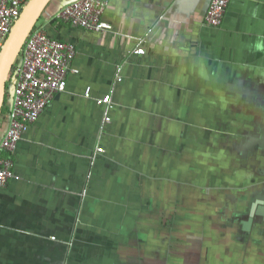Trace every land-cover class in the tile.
I'll list each match as a JSON object with an SVG mask.
<instances>
[{
    "label": "crops",
    "instance_id": "1",
    "mask_svg": "<svg viewBox=\"0 0 264 264\" xmlns=\"http://www.w3.org/2000/svg\"><path fill=\"white\" fill-rule=\"evenodd\" d=\"M71 1L33 27L77 73L11 154L0 264H264V0L218 28L210 0H105L103 32L56 19Z\"/></svg>",
    "mask_w": 264,
    "mask_h": 264
},
{
    "label": "built area",
    "instance_id": "2",
    "mask_svg": "<svg viewBox=\"0 0 264 264\" xmlns=\"http://www.w3.org/2000/svg\"><path fill=\"white\" fill-rule=\"evenodd\" d=\"M29 0H0V55L5 42ZM230 0H210L205 13L207 26L218 28L224 19ZM105 0H73L65 5L55 18L73 27L93 32L110 31L112 26L102 17ZM142 40L134 49V55H143ZM75 48L68 43L48 37L42 30L33 29L26 38L11 69L8 81L13 83L8 126L0 140V188L13 178L11 154L16 149L23 133L38 119L56 93L64 92ZM120 79V78H119ZM7 81V82H8ZM86 90L85 97H89ZM105 109L101 129L110 123L111 97L96 99ZM97 148L96 153H102Z\"/></svg>",
    "mask_w": 264,
    "mask_h": 264
},
{
    "label": "water",
    "instance_id": "3",
    "mask_svg": "<svg viewBox=\"0 0 264 264\" xmlns=\"http://www.w3.org/2000/svg\"><path fill=\"white\" fill-rule=\"evenodd\" d=\"M50 0H29L13 26L0 55V112L5 99L8 77L20 50L41 12ZM12 97V95H11ZM12 99V98H11Z\"/></svg>",
    "mask_w": 264,
    "mask_h": 264
},
{
    "label": "trees",
    "instance_id": "4",
    "mask_svg": "<svg viewBox=\"0 0 264 264\" xmlns=\"http://www.w3.org/2000/svg\"><path fill=\"white\" fill-rule=\"evenodd\" d=\"M7 106H6V100L4 99V103L0 112V117L4 114V111L6 110Z\"/></svg>",
    "mask_w": 264,
    "mask_h": 264
},
{
    "label": "clouds",
    "instance_id": "5",
    "mask_svg": "<svg viewBox=\"0 0 264 264\" xmlns=\"http://www.w3.org/2000/svg\"><path fill=\"white\" fill-rule=\"evenodd\" d=\"M257 47L259 50H264V48H261V46H259V45Z\"/></svg>",
    "mask_w": 264,
    "mask_h": 264
}]
</instances>
